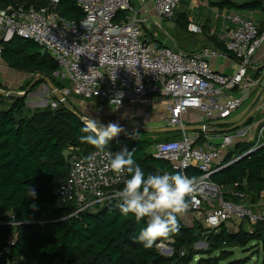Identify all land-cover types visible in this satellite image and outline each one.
<instances>
[{
  "label": "built area",
  "instance_id": "obj_1",
  "mask_svg": "<svg viewBox=\"0 0 264 264\" xmlns=\"http://www.w3.org/2000/svg\"><path fill=\"white\" fill-rule=\"evenodd\" d=\"M57 1L39 8L19 5L1 9L0 53L1 44L14 35L33 40L54 60L58 67L54 75L69 83L68 89L59 91L61 94L83 100L102 99L118 110L135 104L148 108L139 114H125L127 121L139 116L142 123L154 121L156 114L149 109L164 105L166 111L160 118L165 125L161 131L179 132L180 138L157 141L151 152L167 160L173 171L197 182L187 211L178 217L184 225L192 226L198 218L208 230L242 221L249 229L256 221L264 220V207L254 209L246 203L223 200L221 187L210 179L235 161L224 163L223 158L236 136L210 129L199 134L196 130L205 121L229 117L243 102L244 92L258 85V80L247 79L246 74L264 42V0L263 16L258 21L241 11L211 8L213 16L221 19L213 31L217 30L218 40L238 63L232 75L211 68L209 59L223 55L212 48L188 54L152 40L156 33H151L150 27L161 28L164 18L171 19L180 0H139L138 8L133 0H75L83 14L73 21L59 16ZM147 5L158 21L150 20ZM189 31L198 33L201 28L191 25ZM233 91L239 93L231 95ZM114 99H119V104L111 103ZM76 151L68 158V175L55 188V194L70 202L74 213L115 201L107 197L120 190L126 174H114L105 165L109 163L108 152H118L94 150L80 156ZM189 168L199 173L189 176Z\"/></svg>",
  "mask_w": 264,
  "mask_h": 264
},
{
  "label": "trees",
  "instance_id": "obj_2",
  "mask_svg": "<svg viewBox=\"0 0 264 264\" xmlns=\"http://www.w3.org/2000/svg\"><path fill=\"white\" fill-rule=\"evenodd\" d=\"M50 1L0 0V10L19 5L46 7ZM207 1L210 8L220 10H263L262 0ZM55 10L68 21L78 20L83 14L75 0H58ZM173 20L178 29L185 31L189 23L185 10L177 12ZM152 40L161 45L160 40ZM207 40L209 48L227 54L215 31ZM40 50L33 40L14 35L1 44L0 58L10 69L39 75L41 82L48 78L58 91L68 89L67 83L54 75L58 67L52 57ZM26 86L18 91L25 92L23 96L0 94V264H244L247 258L234 257V248L249 252V259L259 254L260 264H264V220L256 221L249 229L242 221L236 231H229L225 225L210 230L196 223L186 226L178 218V233L158 239L152 248H144L136 237L146 220L137 222L132 214L122 215L116 207L118 202L107 201L74 213V206L54 192L68 175L69 159L65 161L62 152L77 149L78 155L85 156L101 149L80 141V136L86 135L80 131L82 121L73 113L75 109L60 100L56 99L55 107L28 108ZM137 133L112 138L104 150L134 151L133 157L146 176L175 173L167 160L149 150L157 141ZM164 134L159 141L180 138L176 131ZM251 148V143L236 142L223 158L224 163L235 161L211 175L210 179L222 189L223 200L239 204L247 198V205L264 201V145L241 157ZM198 173L194 168L187 170L189 176ZM30 189L36 192L34 198ZM166 240H171L167 243L171 246L169 255L156 247ZM199 240L205 241V249H194Z\"/></svg>",
  "mask_w": 264,
  "mask_h": 264
},
{
  "label": "rangeland",
  "instance_id": "obj_3",
  "mask_svg": "<svg viewBox=\"0 0 264 264\" xmlns=\"http://www.w3.org/2000/svg\"><path fill=\"white\" fill-rule=\"evenodd\" d=\"M148 1V0H145ZM202 1V2H201ZM214 1V0H212ZM239 1V0H236ZM132 4L135 8L139 7V3L136 1H132ZM204 6H211L207 0H180L177 8L174 10V13L171 19L164 18L161 23V28L150 27L151 33H156L155 39L160 40L162 45H168L171 47H175L181 49L186 52L197 51L200 48L208 47L210 44L208 43L207 38L212 35V33H217V30L213 31V26L219 25L221 19L219 17L213 16L211 12V8L206 10ZM215 7V6H213ZM147 10L149 9L150 20L153 22L158 21L159 18L151 13L149 6H146ZM192 8L194 10H192ZM196 9V10H195ZM180 10H185L188 15L189 23L185 29L182 31L178 29L175 24L173 18L176 16L177 12ZM254 14V17L257 15H262V11L258 10ZM256 15V16H255ZM151 22V23H152ZM191 25H198L201 28V31L198 33H193L189 31V27ZM209 35V36H208ZM152 38H154L152 36ZM158 43V42H157ZM159 44V43H158ZM59 76V75H58ZM61 81H65L69 88V83L63 79L61 76L58 77ZM31 82L27 87L26 84ZM45 81L42 82L39 80V75H31L26 72H21L17 70L10 69L0 60V94L9 92V93H17L19 90L24 89L25 86L27 94L25 98V103L28 108H44L46 106L55 107L57 105L56 99H58V95H62V103L68 107L75 109L82 115L87 117H91L93 119H98L101 124L107 125L109 122H115L119 124L125 131H138V135L140 136H150L153 140L159 141L163 139L165 136L161 135L165 131H161V128L165 125L164 121L160 118L159 120H154L151 122L142 123L140 116L136 117L132 120H126L125 114L131 112L134 114H139L141 111H147L148 108H143L140 105H128L125 106L122 110L116 109L114 106L107 104L105 100L102 99H92V100H83L78 97H73L71 94H61L55 93L47 83L46 86ZM20 94L23 92H19ZM164 104V103H163ZM245 104L240 106L238 110H236L230 117L218 120L217 123L223 126H230L233 120L238 118L240 114L239 111L243 109ZM161 105H154L149 109V111L161 110ZM99 111V114L97 112ZM163 114V113H161ZM125 122L128 123L126 126ZM154 129H159L160 131H153ZM155 141V142H156ZM264 145V143L262 144ZM153 146V145H152ZM152 146L149 147V150L152 151ZM261 146V145H260ZM201 225V220L196 218L192 221V224ZM237 223H234L230 226L231 229L236 228ZM243 227L248 229L247 225L244 224ZM197 241L193 247L194 249H205L206 246H202ZM171 240L158 242V249L160 253L164 255H169L171 253ZM161 243V244H160ZM170 250L168 253L167 251ZM233 256L236 258H247L244 264H260L259 254H253L250 257V253L245 251H240L237 248L233 249ZM194 264V263H192ZM222 264H227L223 262Z\"/></svg>",
  "mask_w": 264,
  "mask_h": 264
},
{
  "label": "clouds",
  "instance_id": "obj_4",
  "mask_svg": "<svg viewBox=\"0 0 264 264\" xmlns=\"http://www.w3.org/2000/svg\"><path fill=\"white\" fill-rule=\"evenodd\" d=\"M111 103L119 104V99ZM80 119L83 124L80 131L86 134L80 136V141L97 149L104 150L112 138L125 131L115 122L104 125L91 117ZM133 153L126 148L115 155L108 152L109 163L105 168L117 175L127 174L128 178L123 188L107 199L117 201L116 207L124 216L132 214L137 222L146 218V225L139 231L136 242L144 248H152L158 239L179 232L178 217L187 211L189 198L196 193L197 182L181 172L164 171L146 176ZM30 196H36L34 189H30ZM32 207L36 208V205Z\"/></svg>",
  "mask_w": 264,
  "mask_h": 264
},
{
  "label": "crops",
  "instance_id": "obj_5",
  "mask_svg": "<svg viewBox=\"0 0 264 264\" xmlns=\"http://www.w3.org/2000/svg\"><path fill=\"white\" fill-rule=\"evenodd\" d=\"M134 1L138 3L140 2L139 0H134ZM203 8L206 10L210 9L209 6H204ZM192 10L194 9L192 8ZM255 12L256 11L253 12L245 11L244 14L258 21L262 18L263 15H257V16L255 15L256 17H254L253 13ZM209 63L213 70L223 72L226 75H232L237 70L238 67L237 61L229 54H223L221 56L211 58L209 59ZM246 78L258 80V85L255 88L244 92L243 102L241 103L240 106H242L243 104L245 105L243 109L239 111L240 114L238 115V118H236V120H233V122L229 127L218 124L217 123V121L219 120L218 119V120L205 121L199 124L196 130H200L202 132L201 134H205L206 131H208V129L212 131L215 130L225 131L230 135L236 136L235 137L236 142L251 143L252 147L253 146L257 147L264 143V42L256 50L252 58V62L248 68ZM238 93L239 92L237 91H233L230 94L236 95ZM161 107H162L161 110H154V111L152 110V113L154 115L156 114L155 116L156 120H159L161 115H163L161 113H164L166 111L164 105H161ZM238 108L236 110H238ZM235 111H233L231 115ZM246 121H248V123L244 125L243 123H245ZM189 126H191V124ZM192 129L193 128H190V130ZM237 134H239V136ZM249 206L254 209L262 208L264 207V201L260 200L256 204H251ZM231 225L232 224L226 225L229 231H236L239 227V225H236L237 226L236 228L233 227V229H231L230 228Z\"/></svg>",
  "mask_w": 264,
  "mask_h": 264
},
{
  "label": "water",
  "instance_id": "obj_6",
  "mask_svg": "<svg viewBox=\"0 0 264 264\" xmlns=\"http://www.w3.org/2000/svg\"><path fill=\"white\" fill-rule=\"evenodd\" d=\"M40 53H42V54H44L45 53V49H41L40 50ZM44 79V81H45V85L44 86H46L47 85V83L50 85V87H52V89H53V91L55 92V93H59V91L51 84V81L48 79V78H43ZM1 94H5V95H14V96H23L24 94H25V92H23V93H19V92H17V93H9V92H5V93H1ZM62 95H58V100H60V101H62ZM73 113L80 119L81 117H85L84 115H82V114H80L79 112H75V111H73ZM85 118H87V117H85ZM81 120V119H80ZM156 131H159V130H156ZM128 132H132V131H130V130H127V131H124V132H122V133H120L118 136H120V135H122V134H124V133H128ZM118 136H116V137H118ZM250 152L249 151H247L246 153H244V154H242L241 155V157H243V156H246V155H248ZM70 154H71V152L69 151V150H64L63 152H62V156H63V158H64V160L65 161H67L68 160V158H69V156H70ZM246 201H247V198H245L244 200H242L241 201V203H246ZM199 244H201L202 246H206V243H205V241H200L199 242ZM171 250V249H170ZM170 250H168L167 252L169 253L170 252Z\"/></svg>",
  "mask_w": 264,
  "mask_h": 264
}]
</instances>
